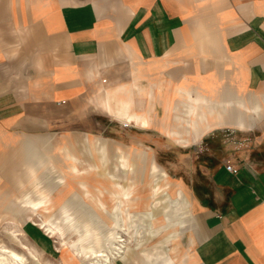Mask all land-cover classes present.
<instances>
[{"label":"crops","instance_id":"obj_1","mask_svg":"<svg viewBox=\"0 0 264 264\" xmlns=\"http://www.w3.org/2000/svg\"><path fill=\"white\" fill-rule=\"evenodd\" d=\"M151 164L182 214L156 229ZM122 188L140 238L109 264H264V0H0V234L59 251L39 223Z\"/></svg>","mask_w":264,"mask_h":264},{"label":"rangeland","instance_id":"obj_2","mask_svg":"<svg viewBox=\"0 0 264 264\" xmlns=\"http://www.w3.org/2000/svg\"><path fill=\"white\" fill-rule=\"evenodd\" d=\"M239 139H241V138H239ZM240 142H241V140H240ZM207 147H209V151H210V149H211L210 145ZM241 150L242 149H240V151ZM157 159H158V162L161 163V161H162L161 158H157ZM166 176H167L166 171L162 170L160 167H157V174H155L157 181L161 182L162 179ZM145 177H146V180L142 182V193H143V195H142V197H139V201L137 204L138 207H142L141 208L142 210H144L145 207L150 205L149 193H150L151 180L148 179L147 174H145ZM125 190H126V188H122V192H124ZM178 193H179V190L176 192L175 196H171L169 193L168 194L171 196V198H174V197H177L179 195ZM74 198H77L76 200H78V202L72 200L70 203H65V205L63 206L61 211H59L57 213V215H55L52 218L54 226L59 228V230L56 229V231H53L54 233H51V232H49V230L47 228H43V226L39 223L40 224L39 225L40 230H42L44 233L48 234V236L58 235V236L63 238L62 246H60V245L57 246L59 251H56L55 246H53L54 245L53 244L49 248V249L53 250L52 253L49 252V249H48V251L44 252L43 249L41 248V246L36 243L37 241L35 240L34 236L30 232L20 231L21 236H19V238L21 239V241H23V244L27 248H29L30 251H33L38 256H39V254L37 252H39L41 254L43 260H41V259L40 260H41L42 264H83V263H85L86 260H84L83 258L82 259H80V257H78L79 259L77 257H76L77 259L74 258L75 255H77L76 249L77 250L80 249L83 253H89L90 251H95V252L103 251L105 254L111 253L112 252L111 251V244L114 241L113 236L115 233H119L125 239H128L129 242L134 241V238H133V234L135 231L134 230V219H133V217H129V215H127V212L122 211V214H121L122 217L124 218V221H125L124 222L125 223L124 228H126V230L124 231V233H125L124 234L123 231L118 230L120 228H116L115 225L114 226H108L107 224H105L94 213V212H100L101 211V210L100 211L97 210V209H99L97 206L91 207L94 210V212H93V210H91L84 202L81 201V199H83L87 203H90L89 200H87L88 198L86 199V197H83L82 195L81 196H75ZM114 199H115V197H113V200ZM150 199H151V197H150ZM177 204H178V200H171L168 195L163 194L158 198V200L155 203V207H156L155 210L156 211H154V214L155 215H163L165 217V220L169 224H174L177 221L181 220V217H182V214L177 212V210H178ZM67 207H69V208L66 209ZM31 209H33V208H31ZM35 211L36 210H34V211L32 210V212L36 216L37 212H35ZM72 211L74 212V215L69 216V213ZM67 213H68V215H67ZM115 214L116 213L114 212L112 215L109 214V216L113 217V216H115ZM135 219L138 221H142L144 226L146 225V224H144L145 221L148 222V219L144 218L142 216V214H136ZM127 220L130 222L127 223ZM70 221H72V224L69 223ZM155 221L156 222L162 221L161 216H158ZM131 222H133V224ZM154 226H155V224H154ZM152 228H154V227H152ZM11 229H17V228H11ZM146 232H149V231L147 230ZM146 232L144 230V234H143L144 236L147 235ZM162 235H163V233H159L156 238H158ZM153 236H155V235H153ZM69 238L72 239V242H74L73 239L75 238V243L71 244V248L70 247H64V246H66L64 239L69 240ZM139 238L140 237H138V239ZM172 241H173V239H171V240L169 239L166 242L170 244ZM0 243L6 245L8 247H12L18 251H21V249L16 245L14 240L10 237V235L7 232L5 234H0ZM151 245L152 244H147V245H145V247L149 248V247H151ZM71 249L73 250V254H74L73 256L74 257H71V255L69 254ZM171 251H172V249L168 245L167 249H166V253L170 254ZM22 252H24L23 249H22ZM118 254H120V253H118ZM109 255H110V261H112L113 255H111V254H109ZM28 256H29V251H28L27 257ZM116 259H118V258L114 259V263L117 262ZM27 262H28V264H36L30 258H27ZM137 264H143V260L140 259Z\"/></svg>","mask_w":264,"mask_h":264},{"label":"bare ground","instance_id":"obj_3","mask_svg":"<svg viewBox=\"0 0 264 264\" xmlns=\"http://www.w3.org/2000/svg\"><path fill=\"white\" fill-rule=\"evenodd\" d=\"M132 118H129L128 120H131ZM130 122V121H129ZM84 168V167H83ZM86 168V167H85ZM94 169V168H93ZM153 167L152 164L150 165V176L152 177V181L153 184L151 186V202L150 204L152 205V202L154 204V201H156V198H158L160 195L164 194V193H168L166 190L168 189V185L167 183H162L166 180L167 176L164 177L162 179V181L160 182V184H158L157 186L155 185V181H154V175H153ZM130 197V190L128 188H126V190L124 192H121V194L119 195L117 192V195L115 196V199L112 201V206L108 209H105V211H103V202L101 201V199L97 198L96 203L98 207H100L99 211L100 212H94V210L91 208L93 207L92 204H94L92 201V203H87L85 200L81 199L82 202H84L91 210H93V212L108 226H116V228H120L118 230H122L123 233L126 230V228H124V218L122 217V211L127 212V215H129V217H133L134 218V213L136 212H130L128 211V209L125 207L128 203ZM79 199V198H78ZM173 200V199H172ZM74 203V202H73ZM72 203V204H73ZM49 202L45 201L43 202L42 205L37 206L38 207H42V206H46L48 205ZM33 208V207H32ZM65 208V207H64ZM69 207H67L66 209H68ZM152 209V207H151ZM33 211L35 210L34 208L32 209ZM63 211V210H62ZM147 211V212H146ZM116 213L115 216L111 217L109 216L112 215L113 213ZM146 213V216L150 219V229H156L158 227L161 226V223L165 220L163 216H161L162 218V222L156 224V219L158 216H153L152 215V211L150 212L149 209L144 211ZM54 213H50L45 222H41L40 224L43 226V228H47L49 230V232L54 233L53 231H56L55 228L51 227L49 225V219L50 217L53 215ZM36 216H38V213L36 214ZM115 217V218H114ZM52 219V218H51ZM130 221L127 220V223H129ZM133 224V222H131ZM154 224H156L157 226H154ZM163 225V224H162ZM154 227V228H152ZM147 230H145L146 232ZM10 237L14 240V242L16 243V245L21 249V251H18L12 247H8L4 244L0 243V264H28L27 262V258H30L32 261H34L36 264H42L39 256L34 253L33 251H30L29 248H27L24 244L23 241H21V239L19 238V236H21V232L18 229H9V232H7ZM144 233V231H143ZM147 233V232H146ZM125 234V233H124ZM135 236L140 237L139 232H135L133 234V238H135ZM113 243L111 244V253L105 254L103 251H99V252H95V251H90L89 253H83L80 249L77 250V255H75L77 258L80 257V259H84L86 260L85 263L83 264H109L110 261V255H113L112 258H117L121 253V248L122 245L127 244L129 242L128 239H125L123 236H121L119 233H115L113 236ZM171 240V239H170ZM71 241L72 239L69 240H65V245L67 247L71 246ZM22 249L24 252H22ZM28 249V250H27ZM29 251V256L27 257ZM116 251V252H115ZM79 259V258H78ZM67 263V262H66Z\"/></svg>","mask_w":264,"mask_h":264},{"label":"built area","instance_id":"obj_4","mask_svg":"<svg viewBox=\"0 0 264 264\" xmlns=\"http://www.w3.org/2000/svg\"><path fill=\"white\" fill-rule=\"evenodd\" d=\"M225 167H226V169L228 170V171H232V166L229 164V162H227V164L225 165Z\"/></svg>","mask_w":264,"mask_h":264}]
</instances>
